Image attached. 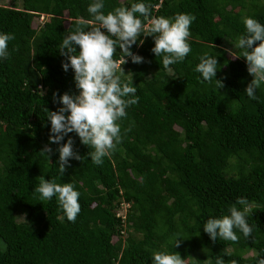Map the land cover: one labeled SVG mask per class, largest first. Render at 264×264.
I'll return each mask as SVG.
<instances>
[{"label":"trees","instance_id":"16d2710c","mask_svg":"<svg viewBox=\"0 0 264 264\" xmlns=\"http://www.w3.org/2000/svg\"><path fill=\"white\" fill-rule=\"evenodd\" d=\"M18 3L0 264H264V0Z\"/></svg>","mask_w":264,"mask_h":264},{"label":"rangeland","instance_id":"374dc122","mask_svg":"<svg viewBox=\"0 0 264 264\" xmlns=\"http://www.w3.org/2000/svg\"><path fill=\"white\" fill-rule=\"evenodd\" d=\"M0 5H6V6H14V7H18L19 6V3H18V0H0ZM45 17V16H44ZM43 17V18H44ZM42 18V19H43ZM39 20H41L40 16L39 17H34L33 18V26L39 24ZM228 49L229 51L234 54L236 52V45L234 44H228ZM236 54V53H235ZM233 56V55H232ZM86 94V93H85ZM87 96L90 98V95L87 94ZM121 212L124 211V208H121L120 209ZM20 217H17V219H19ZM250 253V252H249Z\"/></svg>","mask_w":264,"mask_h":264},{"label":"clouds","instance_id":"9594fccd","mask_svg":"<svg viewBox=\"0 0 264 264\" xmlns=\"http://www.w3.org/2000/svg\"><path fill=\"white\" fill-rule=\"evenodd\" d=\"M43 17H44V14H41V15H40L41 20H42ZM150 21H151V20H149L148 22H146V23H145V26L148 25V24L150 23ZM153 22L155 23V20H153ZM86 89H87V88H86ZM85 93H87V92H85ZM85 93H83V94H85ZM78 107H79V106H78ZM123 205H124L123 208H125L126 204H123ZM120 212H121V211H120ZM121 213H123V212H121Z\"/></svg>","mask_w":264,"mask_h":264},{"label":"built area","instance_id":"2783aa9c","mask_svg":"<svg viewBox=\"0 0 264 264\" xmlns=\"http://www.w3.org/2000/svg\"><path fill=\"white\" fill-rule=\"evenodd\" d=\"M85 92H87V89H86V88H85V89H83V91H82L81 93H85ZM81 102H82V100H81V99H79V100L77 101V103H76V105H75V106H76V108H78V104H79V103H81ZM120 213H121V212H120ZM120 213H119V214H120Z\"/></svg>","mask_w":264,"mask_h":264}]
</instances>
